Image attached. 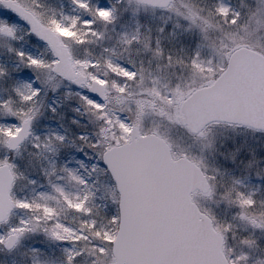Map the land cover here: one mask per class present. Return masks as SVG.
<instances>
[{
	"label": "snow or ice",
	"instance_id": "snow-or-ice-1",
	"mask_svg": "<svg viewBox=\"0 0 264 264\" xmlns=\"http://www.w3.org/2000/svg\"><path fill=\"white\" fill-rule=\"evenodd\" d=\"M181 7L175 0H68L65 13L41 0H0V257H13L11 264H264L253 259L264 257L256 236L264 234V156L230 153L242 179L258 184L240 191L242 180L233 178L217 192L201 161L176 155L144 128L153 115L198 139L212 123L264 135V51L238 38L264 31V0L255 7L210 0L204 8L188 0ZM157 10L197 34L190 51L170 40L165 48L164 34L174 36L167 22L155 37L141 23L142 13ZM129 21L135 30L116 31ZM217 32L219 43L210 39ZM20 40L33 51L17 47ZM145 57L165 76L179 66L198 83L161 85L157 77L148 87ZM60 97L75 101L74 130L61 123ZM29 146V156L45 162L36 178L15 162ZM203 147L215 150L211 141ZM69 151L74 155L57 163ZM233 170L213 172L223 179ZM196 191L235 210L232 220L244 232L201 210Z\"/></svg>",
	"mask_w": 264,
	"mask_h": 264
},
{
	"label": "rangeland",
	"instance_id": "rangeland-1",
	"mask_svg": "<svg viewBox=\"0 0 264 264\" xmlns=\"http://www.w3.org/2000/svg\"><path fill=\"white\" fill-rule=\"evenodd\" d=\"M188 2V0H175L176 7L182 6L185 2ZM42 3H44L46 6H50L51 8L56 9L59 11L62 7H65V9L68 11V0H41ZM66 3L63 6V3ZM98 2V0H96ZM191 2L199 6L200 8H204L210 0H191ZM217 2H220V0H217ZM241 3V0H239ZM247 3H250L253 7L256 6L257 0H246ZM182 8V7H181ZM150 14V15H149ZM140 21L142 24L146 26V28H150L152 30V36L155 37L157 35V28L162 26V22L164 21L163 16L161 13L155 12L148 13V14H141ZM123 23V21H121ZM179 23V28H174L173 25ZM165 25V24H164ZM163 25V26H164ZM167 25H170L171 27L168 29L169 31L174 33V36L169 37L167 32L164 34V46L165 48H168L169 40L171 41V47L175 49H179L182 45L185 48V51L188 52L191 50L190 44L194 42L197 38V34L192 31H186L180 20L177 18V16H173L169 23ZM135 23L134 21H129L125 28L122 29L120 27V24L116 25V31H133L135 30ZM103 30V29H102ZM145 28H141V31H145ZM109 34L112 33L109 31ZM214 34L210 35V39H214ZM220 34V33H219ZM239 39H243L245 43L251 46L252 49L257 50L258 52L264 51V31H253L249 29L247 32H241L239 34ZM3 40V39H2ZM105 43H108L107 39L105 40ZM219 43V40L217 41ZM207 58V49L205 48L202 52V59ZM156 62L151 63V65H155ZM148 59L144 58V67L147 69V72L145 75L149 77V70H148ZM172 70H170L171 73ZM172 75V74H171ZM174 75L176 76H185L188 75V73L181 69L179 66H177L174 70ZM165 76V73H164ZM147 83V82H146ZM177 83H181L182 85L195 87L196 83L192 79L186 78V80H177ZM174 86V85H173ZM151 87V84L148 86ZM58 103H62L63 107H61L58 112L60 115H62L64 118L61 120V123L64 124L66 128H69L71 130L73 129V126L70 124V121L72 119H79L77 115H75L73 112L70 111L71 107H75V101L74 100H68L64 101L63 97L58 98ZM47 115V113H46ZM160 116H153L148 115L144 120V128L146 131L155 130L158 135L165 138L169 144L171 145V150L176 155H187L188 157L201 161L205 168L207 169L206 174L209 176L215 175L216 178V189L217 192L221 191V184H230L231 179H241L242 183L244 185V188H240V191H245L248 187H255L258 184V181L254 177H250L247 180H243V176L246 174L243 172L242 165L237 163L236 165H232L230 160L227 159L230 153H236V150L239 149L240 156H243L247 158L248 155L255 154L257 158L264 156V135H260L258 133H254L249 128L244 127H236V126H229L228 124L223 123H212L207 126L205 129L206 138L205 139H198L197 137L193 136L186 128L181 127L179 125H173L170 124L166 119L163 118H157ZM41 124L45 123L44 120L40 121ZM50 127L56 128L57 131H61V129L55 125L50 124ZM213 142L214 145V151H210L207 148H204V144L207 142ZM31 151L30 146L27 148V150L22 151V156L18 158L15 162L19 166V171L22 172L25 176H28L30 178H36L40 176V168L45 165L44 161H41L40 164H37L34 159H32L29 156V152ZM223 153V155H221ZM74 155L72 152L62 153L60 156V159L57 161V163H60L61 161H66L69 156ZM239 160V157H238ZM29 161H31V164H29ZM85 165H87L89 162L84 161ZM72 167H75L76 165H70ZM232 168L234 169L232 172L227 173L223 179L220 175H217L215 172H213V169L218 170L219 172H224L225 168ZM25 182L21 181L17 187L23 188ZM38 191H43V189H38ZM24 195H28V190H25ZM99 195V194H98ZM258 199L261 201H264V186H261L260 192L258 193ZM194 200L199 206L201 210H207L211 211L216 219L221 224H227V223H233L235 225V231L240 234L244 232V228L242 225H240L238 222L232 220V216L235 214V210H229L226 208V206L223 203L217 204L215 202V198L212 200H209L205 197H203L201 194L196 193L194 195ZM97 204L101 203L99 200L95 201ZM229 235V246L233 245V242L231 240V233ZM257 238L261 239V242L264 243V234L256 233ZM34 247H40V245H33ZM259 256L260 258H258ZM0 259H6L9 264H11V261L13 257H0ZM15 259L19 260V257H15ZM253 259H264V257H261L259 253L253 254Z\"/></svg>",
	"mask_w": 264,
	"mask_h": 264
},
{
	"label": "flooded vegetation",
	"instance_id": "flooded-vegetation-1",
	"mask_svg": "<svg viewBox=\"0 0 264 264\" xmlns=\"http://www.w3.org/2000/svg\"><path fill=\"white\" fill-rule=\"evenodd\" d=\"M223 2L228 3L229 0H223ZM230 2H231V4L234 5V6H239V4H240L239 0H230ZM178 8H180L181 11L183 10L180 6H178ZM177 18H178L180 21H182V22L184 23V24H182V26H183L184 28H186V24H185V22H184L183 20H181L179 17H177ZM22 35H23L22 33H18V36H22ZM5 44H6V42H5L4 40L0 39V51L3 50V48L5 47ZM16 46H17V47L23 46V47L25 48V50H26V51H29V52H32V51H33L32 48H29V47L27 46V44L24 42V40H20V42H19Z\"/></svg>",
	"mask_w": 264,
	"mask_h": 264
},
{
	"label": "trees",
	"instance_id": "trees-1",
	"mask_svg": "<svg viewBox=\"0 0 264 264\" xmlns=\"http://www.w3.org/2000/svg\"><path fill=\"white\" fill-rule=\"evenodd\" d=\"M65 13H67V11H65ZM161 79H162V80H165V76H164V74L161 75Z\"/></svg>",
	"mask_w": 264,
	"mask_h": 264
}]
</instances>
